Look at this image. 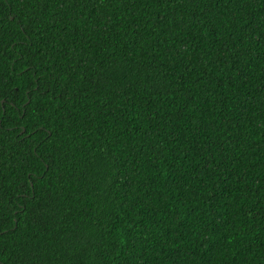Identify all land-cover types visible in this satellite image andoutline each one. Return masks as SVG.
I'll return each instance as SVG.
<instances>
[{
    "label": "trees",
    "instance_id": "16d2710c",
    "mask_svg": "<svg viewBox=\"0 0 264 264\" xmlns=\"http://www.w3.org/2000/svg\"><path fill=\"white\" fill-rule=\"evenodd\" d=\"M0 264H264V0H0Z\"/></svg>",
    "mask_w": 264,
    "mask_h": 264
}]
</instances>
